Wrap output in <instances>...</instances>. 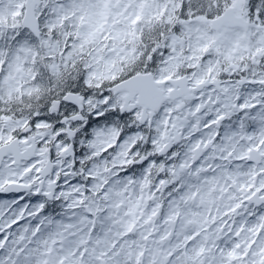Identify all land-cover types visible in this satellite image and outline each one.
Wrapping results in <instances>:
<instances>
[{"label": "snow or ice", "instance_id": "obj_1", "mask_svg": "<svg viewBox=\"0 0 264 264\" xmlns=\"http://www.w3.org/2000/svg\"><path fill=\"white\" fill-rule=\"evenodd\" d=\"M0 264H264V0H0Z\"/></svg>", "mask_w": 264, "mask_h": 264}]
</instances>
